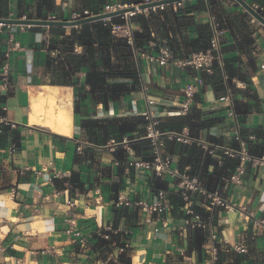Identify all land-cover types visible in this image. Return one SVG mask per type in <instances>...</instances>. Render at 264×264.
Segmentation results:
<instances>
[{
	"label": "crops",
	"instance_id": "obj_1",
	"mask_svg": "<svg viewBox=\"0 0 264 264\" xmlns=\"http://www.w3.org/2000/svg\"><path fill=\"white\" fill-rule=\"evenodd\" d=\"M19 1L23 15L33 19H46L53 14L67 20L73 10L95 4L89 0H85V5L84 0H54L55 9L43 18L36 13L35 0H8V17L3 18L21 17L18 16ZM259 1L246 0L250 5H264V0ZM180 2L176 10L174 3L137 10L130 18L133 31L140 32L143 28L149 31L148 41L154 42L151 53L167 48L176 59H184L201 49L203 41L208 42L203 37L205 34L211 36L209 12L213 13L220 25L223 24L222 56L230 73L233 102L230 106L225 100L227 84L222 82L221 73L213 68L207 72L212 77L205 81L201 70L182 69L171 61L164 65L148 63L142 58V82L147 87L148 97L154 101L150 108L158 128L173 117L182 120L190 117L194 127L190 130L188 123H184L179 132L182 136L232 149L240 147L238 136L244 140L250 157L264 155V68H261L264 64V26L257 20L252 22L251 15L235 0ZM109 3L135 4L127 0H104L101 8ZM78 26L5 24L0 31V66L8 52L11 74L9 89H2L0 84V119L6 118L17 125L16 128L2 125L0 131V264H180L181 251L196 264H213L206 252L209 229H204L206 241L199 251L191 246L193 230L181 231L184 205L175 207L168 197L178 192L177 179L168 172L158 175L120 163L112 153L117 146L112 144L113 139L103 146L92 145L86 140L79 126L81 115L73 113V83H85V68L73 71L67 53L62 52L63 47L58 42L62 33L69 35L71 28ZM10 35L18 42L19 49L8 44ZM55 40L57 42H53ZM75 45L73 51L80 53V47L76 45L75 48ZM59 68H63L65 75H57ZM196 73L202 77L203 85L193 96L188 113L180 115L176 108L180 100L179 87ZM39 90L58 102H68L67 135L54 134L55 125L51 122L35 123L30 96ZM80 110L81 114L92 117L128 116L141 115L147 105L140 82L137 92L111 102L107 109L94 104L87 96ZM200 121L205 124L197 127ZM252 130L259 131L260 135L257 137ZM250 135L254 138H249ZM127 137V134L123 136L127 160L151 158L150 147L146 153L150 158H147L128 145ZM192 144L203 157L208 156L213 161L207 165V173L213 172L214 163L221 167L226 161H238L213 189L220 190L235 205L234 210L215 212L211 224L222 253L220 264H264V233L250 240V225L240 212V208L246 207L257 217H264V166L218 150L208 153L195 142L167 139L163 149L170 156V169L197 178L191 173V165L182 162ZM78 146L82 147L81 155L77 152ZM237 166H242L244 172L240 182L234 183L229 176ZM72 172L79 175L81 186L69 182ZM55 177L58 178L56 182ZM62 177L66 180H61ZM155 178L164 181V189L155 188ZM113 183L121 186L117 195L124 192L132 200L155 201L157 192L163 190L169 202V209L163 214L166 225L156 214L149 215L139 207L115 208ZM199 196L192 194L194 204L207 209ZM71 219L74 220L73 229L84 237L83 245L67 232ZM107 227L114 228L113 232L124 233L121 240L127 244L129 263L117 261L121 252L119 246H114L103 260L97 259V249L92 250L95 234ZM237 243L245 244L247 252L225 250L226 246Z\"/></svg>",
	"mask_w": 264,
	"mask_h": 264
},
{
	"label": "trees",
	"instance_id": "obj_2",
	"mask_svg": "<svg viewBox=\"0 0 264 264\" xmlns=\"http://www.w3.org/2000/svg\"><path fill=\"white\" fill-rule=\"evenodd\" d=\"M255 1L260 2L259 0ZM89 2H94L95 4H90V6L86 8L82 6L81 9H88L93 13H97L101 11V4L104 0H89ZM140 2H142V0H127V3L138 4ZM85 4L86 1L84 0L83 5ZM261 6L262 10H260V13L264 16V5L261 4ZM35 8L37 15L45 18L49 12L55 9L54 0H35ZM22 15L23 10L19 1L18 16ZM27 16L30 17V15ZM0 17H8V0H0ZM122 22V17L114 16L109 20H97L84 23L78 27H72L69 35H64L62 33L63 36L58 42L63 47L62 52L65 51V53H67V59L72 63L73 71L85 68L84 84L88 85V88H85L84 84H79L77 82L73 83V113L75 115H81L79 126L85 133L86 140L92 145L103 146L106 145L109 140L113 139L118 143L112 152L113 156L120 163H125L128 156L126 149L123 147V136L125 134L128 135V145L137 153L144 154V156L150 158V156L146 154L150 144L149 141L143 137L146 131V119L142 115L92 117L87 113L81 114L80 110L81 102L84 101L87 96L94 104H101L107 109L111 102L120 101L124 96L137 92L140 89L139 71L135 58V51L145 49L150 33L146 28H143L140 32L133 31V40L130 44L125 37L116 35L112 32L111 25L113 23ZM221 27H223L222 23ZM204 36L203 38H207L208 42L205 43V41H203L201 49L208 46L210 39L208 34ZM53 42L57 41L55 40ZM75 44L80 47V53H75L73 51ZM48 66H51L50 60L48 61ZM212 68L221 73L222 82L225 85H230V73L226 67L225 60L222 69L219 68L217 62H214ZM56 73L59 76L65 75L63 68L57 69ZM224 74L228 76L227 81L223 78ZM201 76L205 81L212 77L208 75L205 70H201ZM62 83H66V80H62ZM1 99L2 97H0V100ZM184 123H188L190 130L193 129L194 125L191 123L190 117L185 120H182L180 117H173L169 119V122L160 126L159 129L180 132ZM194 124H196V122ZM204 124V122L200 121L196 126L202 127ZM252 133L257 137L260 135L257 130H252ZM210 161L213 163L208 156L203 157L202 152L196 148L195 144L189 147L188 155L182 160L183 164L189 163L191 165V173L197 175V179L203 188L208 191H212L219 185L222 177H226L238 162L237 160L226 161L221 167H217L214 163L213 172L207 173L206 168L207 165L211 163ZM57 179L58 178L55 177L54 181L56 182ZM60 179L66 180L65 177ZM69 182L81 186L79 175L74 172L70 175ZM163 182L162 179L155 178V188L164 189L165 184ZM119 188H121V186L116 183H113L111 186L114 193V200L117 197ZM168 197L175 207L184 205V200L179 192L174 195H169ZM199 197L201 201L204 202L203 196L200 195ZM192 208L202 219H208L210 213L207 209L197 204L195 205L194 201ZM184 217H188V215L184 214ZM214 218L215 215L212 217V222H214ZM113 227H116V225ZM113 230H98L97 234H95L96 243L92 246V250L97 249V259L103 260L114 246H119L122 250L117 256V261L120 263H129L130 258L126 255L127 246L125 242L121 240L124 233L120 231L113 232ZM192 230L194 233L191 238V246L199 251L201 244L206 241L204 229L193 228ZM225 250H230V247L226 246ZM221 254L219 247L215 264H220Z\"/></svg>",
	"mask_w": 264,
	"mask_h": 264
},
{
	"label": "built area",
	"instance_id": "obj_3",
	"mask_svg": "<svg viewBox=\"0 0 264 264\" xmlns=\"http://www.w3.org/2000/svg\"><path fill=\"white\" fill-rule=\"evenodd\" d=\"M150 0H142V2H148ZM140 2V3H142ZM219 2H223V0H219ZM139 4V3H138ZM181 4L180 1L174 2V10L177 9ZM132 5V4H130ZM137 5V4H135ZM162 6V5H160ZM127 7L119 4H105L101 11L102 12H111L118 10L120 8ZM252 7L260 12L262 10V6L259 4H252ZM154 8V7H152ZM139 10V9H137ZM123 13L117 16L122 17V23H113L111 25L112 32L116 35L123 36L127 39V41L131 44L133 40V29L131 25L130 18L137 11ZM88 9H79L73 10L69 14V18L67 20H77L81 18H85L88 16H92L94 14ZM25 18V15L21 16ZM111 18V17H110ZM110 18L102 19L109 20ZM46 19L55 20L58 19L55 15H49ZM251 21L254 22L256 19L251 16ZM5 24L0 23V31ZM209 26L211 30V36L209 39L208 46L204 49H199L190 53L184 59H176L171 51L167 48H162L158 53L153 54L150 52V49L154 46L153 41H148L147 46L143 50L135 51V58L139 71V81L141 82V91L144 92L145 103L147 105V110L144 111L141 115L146 119L147 124L145 126L146 131L144 134V138L149 141L150 144V159H141V158H132L126 160L125 164L127 166H133L135 168L151 170L154 173L160 175L163 172H168L171 176L177 179V187L178 192L184 200V214L188 215V217L184 218V224L181 231H185L193 228H203L209 229V242L206 247V252L209 254V260L215 264L217 260V252L219 249V244L215 240V235L212 232L211 224L212 217L215 212L220 211H231L235 209V205L230 203L220 192V190H212L208 191L203 188L199 180L185 173L178 172L176 169H170V156L164 153V144L167 139H176L182 142H195L200 145L204 150L208 153H213L215 151H220L225 155L239 157L241 160H252L260 165L264 166V155H261L256 158H252L248 155L245 142L243 139H240L237 136V139L240 141V147L238 149H232L228 147H224L215 143H211L205 140L196 139V138H186L182 136L181 133L170 131V130H161L158 128V121L154 118L153 110L150 106L154 103V101L148 97L147 95V87L142 82V77L140 73V60L143 58L148 63H157L158 65H164L168 61H171L174 65L185 69L192 68L195 71L205 70L206 72H211L212 66L214 62H217L219 68H223L224 60L222 56V33L223 30L221 28L220 22L217 17L209 12ZM8 44L11 45V48L19 49L20 46L18 42H16L12 35H10L7 39ZM76 48V45H75ZM8 52L4 54V61L0 66V84L2 89L7 90L11 86L10 79V65L8 61ZM261 68H264V64H261ZM225 81L228 80V76L226 74L223 75ZM203 85V80L200 74L196 73L191 75L189 80L185 82L181 87H179L180 92V100L176 104L177 113L180 115H185L189 111L190 104L192 102L193 96L200 91ZM225 100L231 106L233 102V93L232 88L229 84L226 85V96ZM9 124L11 127L16 128L17 125L14 122L8 121L6 118L0 119V131L1 126ZM249 138H254L253 135H250ZM125 142V140L123 141ZM113 145H118L117 142H113ZM13 149V147L11 148ZM77 152L81 155L83 154L82 147H77ZM244 169L242 166H237L235 171L231 173L229 176V180L234 183L240 182V176L243 174ZM40 173V172H38ZM197 193L203 196L205 205L210 212L207 220L202 219L198 214H196L192 208L193 199L192 194ZM69 203V202H68ZM70 204V203H69ZM71 205V204H70ZM113 205L115 207L121 206H136L142 209L149 215L156 214L157 219L161 220L163 225H166L165 219L163 218V214L167 212L169 209V202L166 199L165 192L163 190H159L157 192V199L155 201H146V200H132L126 193L120 192L118 193L116 199L113 201ZM240 212L242 214L243 220L250 225V240H255L258 236L264 233V217H257L252 209H247L246 207L240 208ZM69 227L67 232H70L74 237L77 238L78 243L84 244V237L80 234L78 230L73 229L74 220L71 219L68 221ZM109 230L110 227H107ZM107 237L106 235H104ZM127 246V244H125ZM236 252L246 253L247 246L243 243L241 244H233L230 246ZM122 250V248H120ZM180 256L182 257V261L180 264H196L192 258L185 254V252L181 251Z\"/></svg>",
	"mask_w": 264,
	"mask_h": 264
},
{
	"label": "water",
	"instance_id": "obj_4",
	"mask_svg": "<svg viewBox=\"0 0 264 264\" xmlns=\"http://www.w3.org/2000/svg\"><path fill=\"white\" fill-rule=\"evenodd\" d=\"M181 0H150L148 2H142L137 5L132 4L127 7L120 8L115 11L111 12H102L97 13L92 16H88L85 18L77 19V20H65V19H33V18H3L0 17V23L3 24H23V25H47V26H76L81 25L84 23H89L97 20H102L110 17H114L123 13L133 12L137 9L143 10L147 8H152L156 6H160L166 3H174ZM237 3H239L252 17H254L261 25L264 26V16L261 15L259 11L254 9L252 5H250L246 0H235ZM38 129H42L44 131H47L43 127H37ZM51 132V131H49ZM54 133V132H51ZM57 134V133H54Z\"/></svg>",
	"mask_w": 264,
	"mask_h": 264
},
{
	"label": "bare ground",
	"instance_id": "obj_5",
	"mask_svg": "<svg viewBox=\"0 0 264 264\" xmlns=\"http://www.w3.org/2000/svg\"><path fill=\"white\" fill-rule=\"evenodd\" d=\"M30 105L34 111L35 123L45 125L49 122L55 125V133L67 135L69 133V105L68 102L58 103L54 97L43 90L33 91Z\"/></svg>",
	"mask_w": 264,
	"mask_h": 264
},
{
	"label": "rangeland",
	"instance_id": "obj_6",
	"mask_svg": "<svg viewBox=\"0 0 264 264\" xmlns=\"http://www.w3.org/2000/svg\"><path fill=\"white\" fill-rule=\"evenodd\" d=\"M58 102V101H57ZM58 103H62V101L61 102H58Z\"/></svg>",
	"mask_w": 264,
	"mask_h": 264
}]
</instances>
